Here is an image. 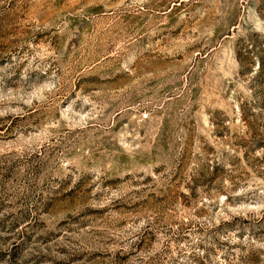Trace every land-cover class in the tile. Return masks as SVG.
I'll use <instances>...</instances> for the list:
<instances>
[{"label":"rangeland","instance_id":"1","mask_svg":"<svg viewBox=\"0 0 264 264\" xmlns=\"http://www.w3.org/2000/svg\"><path fill=\"white\" fill-rule=\"evenodd\" d=\"M0 25V264H264V0Z\"/></svg>","mask_w":264,"mask_h":264},{"label":"trees","instance_id":"2","mask_svg":"<svg viewBox=\"0 0 264 264\" xmlns=\"http://www.w3.org/2000/svg\"><path fill=\"white\" fill-rule=\"evenodd\" d=\"M0 28H1V25H0Z\"/></svg>","mask_w":264,"mask_h":264}]
</instances>
